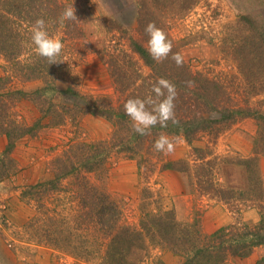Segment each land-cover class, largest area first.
I'll return each mask as SVG.
<instances>
[{
  "label": "rangeland",
  "instance_id": "rangeland-1",
  "mask_svg": "<svg viewBox=\"0 0 264 264\" xmlns=\"http://www.w3.org/2000/svg\"><path fill=\"white\" fill-rule=\"evenodd\" d=\"M129 1L85 0L82 4L85 18L77 21L70 33L67 21L63 25L59 23L60 15L57 21L46 24L48 34L64 45L58 57L60 78L55 80V90L44 93L51 103L50 110L58 114L45 117V127L18 139L10 156L5 154L8 140L0 133V264H106L104 255H99L106 244L93 238L97 232L93 226L77 228L81 214L88 210L83 202L81 183L102 186L110 199L120 206L124 213L122 224L128 227L139 228L141 205L148 201L143 194L146 186L155 193L148 201L150 212L172 210L177 222L183 225L198 220L204 234L236 223L251 228L261 225L264 157L258 163L257 180L261 192L257 194H251V173L243 164L253 157L257 125L252 119L229 126L214 140L209 135H201L189 143L181 134L159 131L154 136L151 132L143 135L148 145L139 157L128 159L115 148L110 160H106L107 175L97 176L84 168L79 174L58 177L67 172L64 167L67 161H57L59 158L68 160L71 152L66 154L67 151L76 148L86 156L97 155L95 143L111 136L114 125L95 114V110H99L98 100L105 101L107 97L119 105L113 73L119 74L118 69L126 71L129 80L138 79V84L152 73L129 47L130 30L138 35L137 23L130 25L134 5ZM157 1L160 29L172 37L184 64L193 74L202 72L243 78L235 67L230 46L245 41L251 43V63H254L251 78L264 74V0H201L185 11L176 7V0ZM110 19L117 20L124 28L112 30ZM20 21L15 20L14 26L21 25ZM21 38L23 43L13 50L15 59H12L36 60L29 35ZM245 52L241 50L236 57H246ZM174 72L180 71L174 68ZM13 76L12 64L0 54L1 94L15 90L30 94L45 87L42 80L26 82L25 77ZM133 86L128 92H133ZM69 89L72 92H67ZM2 99L9 107L13 104L12 97L7 98L6 94ZM260 101H264V94L254 97L252 105L259 108ZM7 115L23 126H31L43 117L33 101L20 98L15 100ZM6 119L0 114V122ZM60 120L59 124H52ZM160 134L180 138L172 154L164 155L153 149ZM152 139L153 144L147 150ZM194 149L206 151L207 160L217 167L214 183L215 188L221 189L217 197L214 196L216 191L201 192L190 182L189 173L195 174V159L202 154H194ZM143 156L157 166L153 173L144 176V170L138 165ZM173 162L186 163L187 173L163 170L166 163ZM50 181L53 185L38 187ZM44 188L47 191L43 192ZM147 241L148 247L144 243L127 253V264L185 262V257L168 246L154 245L148 238ZM76 253H81L80 257ZM263 258L264 245L254 248L249 257H230L225 264H257Z\"/></svg>",
  "mask_w": 264,
  "mask_h": 264
},
{
  "label": "trees",
  "instance_id": "trees-1",
  "mask_svg": "<svg viewBox=\"0 0 264 264\" xmlns=\"http://www.w3.org/2000/svg\"><path fill=\"white\" fill-rule=\"evenodd\" d=\"M157 2V0L129 1L130 4L134 5L130 25L133 26L137 23L136 30L138 32V35L135 36L133 31L129 29L131 32L129 47L139 55L145 65L151 68L152 73L144 77L140 84H138V79L129 80L130 77L126 71L122 70L121 72L118 69L119 74L113 73L115 89L119 94L117 100L119 105L116 106L114 102H111L110 97H107L105 101L98 100L99 110H95V114L105 117L114 125L111 136L95 143L98 150L97 155L94 154L89 157L78 152L76 148L67 151L66 154L71 152L68 160L62 158L57 160L61 163L67 161L66 166H64L67 172L62 176L59 174L58 177H67L77 172L79 174L84 168L97 176L107 175L106 160H110V153L115 148L118 149L119 153H125L128 159L139 157L140 152L148 143L145 136L139 135L133 130L132 121L125 114L124 104L129 99H144L149 95L154 97L155 94L151 91L153 85L160 78H164L176 86L178 97L175 100V115L179 124L173 125L169 122L166 128L157 125L151 129L152 134L157 136L156 133L159 131L174 135L181 134L190 143L201 135H209L212 140L218 139L222 132L235 123L247 119L256 121L257 132L254 138L253 157L243 164L251 173V194L261 192V185L257 179L259 178V159L264 157V101H260L259 108H255L252 105V100L254 97L264 94V74L259 75V78L256 79L251 78V69L254 68V63H251V43L245 41L230 46V54L235 56V67L242 73L243 78L238 77V75H236L237 77L211 76L210 73L202 72L193 74L184 62L182 67H177L171 58L157 63L147 51L149 37L145 32L149 23H155L158 28H162L160 26L161 21H158L161 16H159L160 9ZM200 2L201 0H176L175 5L178 9L185 11L191 10ZM84 3L85 0H0V54L12 64L14 78L15 76L25 77L24 81L26 82L42 80L45 85V87L30 94L22 90L0 93V114L2 118H8L5 122H0V133L5 135L8 140L5 154L11 155L18 139L45 127L43 124L45 117L58 114L56 111L50 110L51 103L44 96V93L55 90L53 85L58 79L57 77L60 78L61 75H58L60 71L58 64L50 65L46 59L37 55L35 46L32 48V55L36 60L33 61L30 59L26 62L13 60L12 58L15 59L13 50H17L18 45L21 47L23 43L21 37L29 35L31 38L32 27L37 19L43 18L46 24L57 21L64 8L74 6L77 20L67 21L70 33L73 27L76 28L77 21L85 18L86 10L82 5ZM17 19L21 20L22 26H14ZM110 25L112 30L124 28L123 24L113 19H110ZM167 37L173 43L172 52L178 53V48L175 47L172 37L169 35ZM13 40L17 41L12 43ZM241 50H245L247 55L240 59L236 57V54ZM174 68L180 72H174ZM262 69L264 70V65H262ZM186 81H193L195 86L188 88ZM244 81L245 85L243 84ZM132 85H134L133 92H128ZM67 92H72V90L69 89ZM4 94L7 98L12 97L13 104L18 98L33 101L40 108L43 117L31 126H23L16 121H11L7 114H9L13 104L9 107V104L2 99ZM59 122L61 120L53 121L52 124L57 125ZM151 144H153V139L147 146V150ZM205 152L202 149H194V154H202L195 159L198 165H194L195 174L189 173L190 182L197 186L201 192L216 191L214 196L217 197L221 193V189L215 188L214 183L217 167L214 162L207 160ZM103 153L105 155H101ZM147 155L152 156L151 153H147ZM102 156L104 159L100 158ZM178 162L166 163L163 170L176 169L187 173L186 163ZM138 165L141 170H144L143 176L147 173H153L157 167L156 163L151 162L145 156L138 161ZM52 182L50 181L46 185L39 184L38 187L51 186L53 185ZM259 185L260 189L258 188ZM81 186L82 197L85 198L83 202L88 210L81 214L77 228L83 229L93 226L97 231L93 238L106 244V247L99 252V255H104L106 264H127V253L134 247H142L144 243L148 247L147 238L150 243L168 246L174 253L185 257L183 264H225L230 257H249L254 248L264 245V215H262L261 225L257 227L251 228L245 225L242 227L240 223H236L207 235L203 233L201 223L198 220L183 225L177 222L172 210L160 209L155 213L150 212L147 208L148 201L155 193L150 186H146L143 189V194L148 201L141 205L139 228H134L122 224L123 211L118 203L112 201L103 191L102 186L99 187L95 184L89 186L87 183L85 185L81 183ZM44 191L47 190L44 188ZM51 233L49 235H52ZM76 255L80 257L81 253H76ZM257 264H264V258L259 260Z\"/></svg>",
  "mask_w": 264,
  "mask_h": 264
},
{
  "label": "clouds",
  "instance_id": "clouds-1",
  "mask_svg": "<svg viewBox=\"0 0 264 264\" xmlns=\"http://www.w3.org/2000/svg\"><path fill=\"white\" fill-rule=\"evenodd\" d=\"M77 20L74 6L65 8L59 17V23ZM145 32L149 39L147 51L152 59L161 63L171 58L177 67L183 66V56L180 53H173V43L168 39L166 33L158 28L155 23H149ZM31 42L35 46L37 55L47 60L50 65L59 64L58 57L61 56L63 43L47 32L46 21L39 18L32 27ZM188 88H193V81H186ZM155 94L144 99H129L124 104L125 114L132 121L133 130L139 135H150L151 129L159 125L162 128L168 127L169 122L173 125L179 124L175 115V100L178 97L176 86L167 79L160 78L151 89ZM180 142L179 137L170 138L160 134L153 144V149L164 155L172 154L176 144Z\"/></svg>",
  "mask_w": 264,
  "mask_h": 264
}]
</instances>
